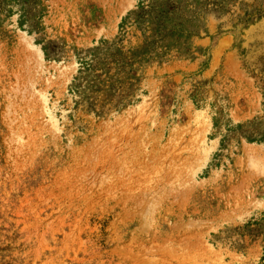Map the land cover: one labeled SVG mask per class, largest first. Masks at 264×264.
<instances>
[{
	"label": "rangeland",
	"instance_id": "obj_1",
	"mask_svg": "<svg viewBox=\"0 0 264 264\" xmlns=\"http://www.w3.org/2000/svg\"><path fill=\"white\" fill-rule=\"evenodd\" d=\"M264 0H0V264H263Z\"/></svg>",
	"mask_w": 264,
	"mask_h": 264
},
{
	"label": "trees",
	"instance_id": "obj_2",
	"mask_svg": "<svg viewBox=\"0 0 264 264\" xmlns=\"http://www.w3.org/2000/svg\"><path fill=\"white\" fill-rule=\"evenodd\" d=\"M263 264H264V254H263Z\"/></svg>",
	"mask_w": 264,
	"mask_h": 264
}]
</instances>
